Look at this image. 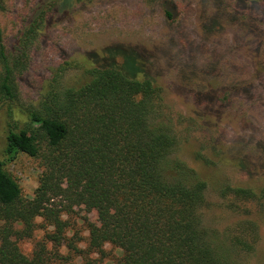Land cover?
<instances>
[{"label":"trees","instance_id":"1","mask_svg":"<svg viewBox=\"0 0 264 264\" xmlns=\"http://www.w3.org/2000/svg\"><path fill=\"white\" fill-rule=\"evenodd\" d=\"M158 2L173 21L176 1ZM49 9L21 30L11 49L0 28V103L7 104L8 120L6 157L0 159V264H57L73 256L82 264H103L107 244L120 251L115 264H245L240 253L255 250L259 225L251 219L222 230L206 224L207 182L174 156L178 136L161 119L162 87L151 73L156 57L145 47L110 44L86 53L77 83L54 77L36 105L14 113L18 76L29 67L30 48ZM258 33L263 64L264 32ZM213 63L191 64V75H183L192 97L209 111L224 108L246 88L226 72L228 65L217 69ZM68 64L61 63L54 75ZM245 148L232 163L244 170L257 162L264 170V144L255 148V157ZM220 152L213 148L211 157L202 151L195 156L217 165L226 161ZM18 153L41 166L31 198L22 196L6 168ZM260 176L259 186L226 182L216 194L232 212L264 214V172ZM75 206L96 212L97 223L86 224L85 239L67 218ZM36 218L47 229L26 255L18 241L32 236Z\"/></svg>","mask_w":264,"mask_h":264},{"label":"rangeland","instance_id":"2","mask_svg":"<svg viewBox=\"0 0 264 264\" xmlns=\"http://www.w3.org/2000/svg\"><path fill=\"white\" fill-rule=\"evenodd\" d=\"M2 1L0 28L7 49L13 48L21 30L42 9L50 8L30 48L29 67L18 76L19 97L11 103L14 113L36 105L54 77L62 84L77 83L84 74V55L92 50L125 44L145 47L155 54L156 67L151 73L162 87L161 119L178 136L174 156L207 182L206 224L222 230L238 219L255 221L259 225V241L253 252L240 255L245 264H264V214L232 212L216 194V189L226 182L259 186L260 174L264 172L257 162L254 168L246 165L244 170L232 163L233 157L243 152L240 149L246 147L253 154L255 148L264 144V63L258 57L255 40L259 31L264 32V0H175L173 21L164 17L158 0ZM204 61L214 62L217 69L228 65L226 72L246 87L222 109L206 110L192 97L190 83L187 87L183 81V75L192 73L191 64L201 67ZM65 62L70 63L67 68L61 75H54ZM6 111L7 104L0 103V159L6 157L3 153L8 129ZM212 147L221 150L226 161L206 165L196 158V151L212 155ZM6 168L19 183L22 196L31 198L41 171L39 160L18 153ZM67 218L84 239L86 224L97 223L96 212L83 206H75ZM35 223L32 236L18 241L26 255L43 239L47 229L41 218H36ZM105 251L102 263L115 264L119 249L107 244ZM61 253L66 254L67 248L61 247ZM57 264H82V261L73 256Z\"/></svg>","mask_w":264,"mask_h":264}]
</instances>
